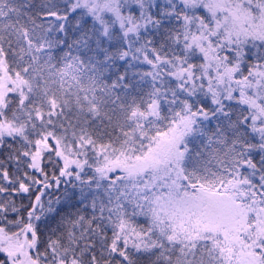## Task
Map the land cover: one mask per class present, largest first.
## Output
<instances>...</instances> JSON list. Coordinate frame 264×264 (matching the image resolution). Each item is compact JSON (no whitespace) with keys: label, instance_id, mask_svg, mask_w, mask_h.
Segmentation results:
<instances>
[{"label":"snow or ice","instance_id":"6c2138e0","mask_svg":"<svg viewBox=\"0 0 264 264\" xmlns=\"http://www.w3.org/2000/svg\"><path fill=\"white\" fill-rule=\"evenodd\" d=\"M0 264H264V0H0Z\"/></svg>","mask_w":264,"mask_h":264}]
</instances>
